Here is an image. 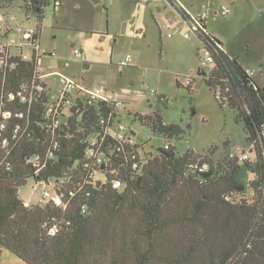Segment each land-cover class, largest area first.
<instances>
[{
  "label": "trees",
  "instance_id": "trees-1",
  "mask_svg": "<svg viewBox=\"0 0 264 264\" xmlns=\"http://www.w3.org/2000/svg\"><path fill=\"white\" fill-rule=\"evenodd\" d=\"M10 1L22 20L37 19L42 30L49 0L0 4ZM203 34L214 63L208 71L200 67L198 75L244 123L255 157L243 159L252 174L248 184L237 179L243 167L237 156L214 165L190 151L180 154L171 140L182 128L166 123L157 110L135 117L167 139L165 153L153 154L142 145L139 169L133 159H122L86 180L84 140L99 130L103 110L91 104L80 109V103L79 111L61 115L55 133L60 147L49 158L52 90L31 108L8 101V93L34 71L32 63L18 59L14 68L0 66V107L25 113L9 118L0 137V253L6 247L28 264H264V85L221 39ZM30 177L55 183L68 205L27 206L19 188ZM117 179L120 187H114Z\"/></svg>",
  "mask_w": 264,
  "mask_h": 264
},
{
  "label": "rangeland",
  "instance_id": "rangeland-1",
  "mask_svg": "<svg viewBox=\"0 0 264 264\" xmlns=\"http://www.w3.org/2000/svg\"><path fill=\"white\" fill-rule=\"evenodd\" d=\"M49 1L44 9L41 47L56 54L47 60L49 70L57 72L48 80L52 94L62 89L58 73L86 86L105 84L126 100L123 121L134 129L146 151L158 154L167 139L142 125L135 114L157 110L166 123L182 128L171 140L180 154L190 151L214 165L237 156L243 166L237 179L248 184L252 174L242 155L247 153L248 161L255 157L244 123L236 121V111L221 104L198 75L205 63L202 43L194 31L190 38L185 37L191 27L169 0H60L57 10L55 0ZM183 1L194 11L207 5L211 10L209 31L264 79V0ZM223 4L231 8L226 16L215 13ZM37 22L33 19L31 25ZM75 49L81 52L78 58L72 54ZM129 55L130 65L120 66ZM190 78L191 90L186 84ZM34 183L30 177L19 188L27 206L44 202L43 191L34 189ZM247 191H251L249 186ZM0 264L28 263L3 247Z\"/></svg>",
  "mask_w": 264,
  "mask_h": 264
},
{
  "label": "built area",
  "instance_id": "built-area-1",
  "mask_svg": "<svg viewBox=\"0 0 264 264\" xmlns=\"http://www.w3.org/2000/svg\"><path fill=\"white\" fill-rule=\"evenodd\" d=\"M31 1V0H28ZM147 1V0H142ZM11 2V1H10ZM172 7L181 12L182 17L189 23L191 31L185 32V37L190 38L192 31L197 33L199 41L202 43L203 56L205 63L203 65L206 70H210L214 63V58L209 47L204 45V34L209 33L208 20L211 10L207 5L199 7L197 10H192L183 0H169ZM11 4H13L11 6ZM3 3L0 4V66L7 69L14 68L18 59L30 62L34 65V71L19 81V86L16 92L8 93V101L18 99L19 102L31 108L34 104L41 100L46 92L51 88L49 86V78L57 74L56 71H51V67L47 65V60L56 58L54 51L45 50L41 47V31L35 24L31 22L25 24L26 17L22 20L18 13L14 10L15 4ZM61 3L55 0V10L59 9ZM226 16L231 13V8L223 4L215 12ZM72 54L75 57H80L81 52L78 49L73 50ZM131 56L120 62V66H129ZM211 65V67H210ZM249 70V69H248ZM252 74L253 72L249 70ZM59 81L62 89L51 94V105L48 109V114L52 115L51 122L48 125V130L53 136L47 148V156L53 158L56 156V151L60 147V141L55 137L56 129L60 125V116L71 113L70 109L75 108L79 111L81 106L86 104L96 105V108L101 111L99 116V130L88 135L84 142L87 144L85 149V157L83 166L86 168V180L94 177V172L100 170L102 166L107 168L115 161L132 160L134 169H139L142 165V144L136 139V133L132 127L126 125L123 121L126 113H123V108L126 100L116 94L105 84H96L86 86L77 82L74 78L58 73ZM192 82L188 79L186 84ZM148 87V85H145ZM49 88V89H48ZM157 90H153L156 93ZM45 94V95H44ZM81 103V105H80ZM80 105V106H79ZM79 106V108H78ZM86 107V106H85ZM23 110L17 109L14 113L11 109L0 107V137L4 136L7 128V120L12 116L24 117ZM4 146L8 147L10 141L4 139ZM166 148L169 144L164 145ZM242 159H250L247 153H243ZM204 163L202 168H207ZM201 168V169H202ZM121 181L115 180L114 187H120ZM53 185L52 192L50 190ZM34 189L40 188L43 191L42 200L52 201L55 205L66 207L68 200L66 194L57 190L56 184L51 183L46 179L38 180L33 186ZM74 193L71 192V195ZM227 200H231V195H226ZM28 205V203H26ZM83 211H86V206H83ZM56 226L52 228L54 231Z\"/></svg>",
  "mask_w": 264,
  "mask_h": 264
},
{
  "label": "crops",
  "instance_id": "crops-1",
  "mask_svg": "<svg viewBox=\"0 0 264 264\" xmlns=\"http://www.w3.org/2000/svg\"><path fill=\"white\" fill-rule=\"evenodd\" d=\"M60 1V0H59ZM49 3H50V1H49ZM60 3H61V1H60ZM62 4V3H61ZM209 30V29H208ZM210 32V31H209ZM210 33H212V32H210ZM213 34V33H212ZM214 35V34H213ZM216 36V35H215ZM200 54H201V52H200ZM202 54H203V52H202ZM232 54V53H231ZM249 54L246 56V60H249ZM244 65V64H243ZM246 68H248L249 70H251L253 73H252V75H253V77L255 78V80L259 83V84H261V85H264V79H259V77H257L256 76V74H254L255 73V71L254 70H252L251 69V67H248V65L246 66V65H244Z\"/></svg>",
  "mask_w": 264,
  "mask_h": 264
},
{
  "label": "water",
  "instance_id": "water-1",
  "mask_svg": "<svg viewBox=\"0 0 264 264\" xmlns=\"http://www.w3.org/2000/svg\"><path fill=\"white\" fill-rule=\"evenodd\" d=\"M160 150H161L163 153H165V151H163V149H162V148H160Z\"/></svg>",
  "mask_w": 264,
  "mask_h": 264
}]
</instances>
